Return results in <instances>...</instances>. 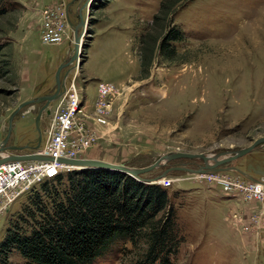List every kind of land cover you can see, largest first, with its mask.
<instances>
[{
    "label": "rangeland",
    "instance_id": "1",
    "mask_svg": "<svg viewBox=\"0 0 264 264\" xmlns=\"http://www.w3.org/2000/svg\"><path fill=\"white\" fill-rule=\"evenodd\" d=\"M162 1L5 0L0 144L23 102L56 91L61 67L62 92L68 91L65 98L78 93L84 109L77 121L94 142L79 153L83 158L141 168L171 152L231 155L264 136V0H182L168 23L184 39L172 43L170 57L159 47L166 30L154 23ZM77 25L79 45L84 39L72 60ZM49 27L61 34L59 42L45 40ZM149 34L160 36L147 68L141 55ZM100 84L113 87L102 98ZM63 98L42 111L39 127L45 102L22 107L6 146L24 148L5 150L23 155L44 148ZM202 165L201 158H179L141 175L153 179L178 167L155 181L168 190L176 209L182 241L174 264H264V198L246 199L251 180L239 171H191ZM233 166L264 182V145L220 165ZM40 188L32 186L6 208L0 200V243ZM137 242L118 236L94 264H130L147 249L144 240ZM8 264L28 263L15 250Z\"/></svg>",
    "mask_w": 264,
    "mask_h": 264
},
{
    "label": "trees",
    "instance_id": "2",
    "mask_svg": "<svg viewBox=\"0 0 264 264\" xmlns=\"http://www.w3.org/2000/svg\"><path fill=\"white\" fill-rule=\"evenodd\" d=\"M181 1L163 0L154 17L155 25L166 30L159 47L168 57L172 43L184 39L183 32L168 23ZM7 11L5 0H0V16ZM157 37L142 39L143 67L153 60ZM40 189L11 220L0 243V264H8L15 250L28 264H94L118 236L147 244L130 264H174L172 256L182 238L176 209L162 185L122 172L84 168L44 182Z\"/></svg>",
    "mask_w": 264,
    "mask_h": 264
},
{
    "label": "built area",
    "instance_id": "3",
    "mask_svg": "<svg viewBox=\"0 0 264 264\" xmlns=\"http://www.w3.org/2000/svg\"><path fill=\"white\" fill-rule=\"evenodd\" d=\"M45 31V40H51L55 43L60 41L61 34L54 28L49 27ZM112 88L109 84H100L97 91L98 97L102 98ZM66 95H68V91L62 92L59 97V99L64 97L62 102L65 105L56 110L52 117L54 130L51 132L46 146L34 152L44 160H8L0 164V200L5 204V208L32 186L52 181L64 173L81 170L80 166L61 160L82 159L83 157L79 153L91 147L94 142L90 137L86 139L84 136L85 125L83 122L77 121L78 114L82 113L84 109V106L79 105L78 93L74 90L68 98H65ZM94 107L97 106L94 104ZM73 129H75L74 132ZM9 154L8 152L5 155L0 153V158ZM224 182L230 185L229 182ZM250 182L251 189L245 196L246 199H263L264 182L255 180Z\"/></svg>",
    "mask_w": 264,
    "mask_h": 264
},
{
    "label": "water",
    "instance_id": "4",
    "mask_svg": "<svg viewBox=\"0 0 264 264\" xmlns=\"http://www.w3.org/2000/svg\"><path fill=\"white\" fill-rule=\"evenodd\" d=\"M85 23L86 22L83 19V20H81L80 25H85ZM80 25H77L74 28L75 29V51H74V54L72 56V60L77 59L79 57V55L81 54L80 47L78 46L79 40L81 39L80 34H78V29H79ZM61 68H59V70L57 72V89L53 94L43 95V96H40L38 98L29 100V101H25L11 114L10 119H9L8 135L6 136L4 141L0 144V153H2L3 151H6L5 149L22 150L24 148V147L13 146V145L12 146H6L8 140L10 138L11 131L13 129V119L22 107L29 105V104H33V103L36 104V103L45 102L44 107L41 109V111L39 112V114L37 116V125L39 127V121L41 119L42 111L48 106V104L50 102H52L55 99H58L62 94V88H63L64 84L61 82V80L59 78ZM262 145H264V136L257 138L251 145L243 147L231 155H228L227 153L225 154L224 152L222 154H217V155H209V154H204V153L195 154V153H188V152H171L169 154H166V155L160 157L159 159H157L152 164L145 166V167H141V168H131L125 164L110 163V162H107L104 160H99V159L82 158V159H68V160L63 159L61 161L66 162V163H71L74 165H78L81 167L80 169L96 168V169H107L110 171L122 172V173H126L130 176H133L136 179L151 183V182L157 181L162 176H167L172 169H177L178 167L168 169V170L164 171L162 173V175H160L156 178H153V179H143L141 177V175L144 173L150 172V171L154 170L155 168L163 166L165 163H168V161L176 160L179 158H192V159L201 158L204 160V165H202L198 170H191V171L199 172V173H207V172H211V171L220 172V171H224V170L226 171V170L232 169L235 171H239L241 174H243L244 176H246L250 180L258 181L253 176H250V175L240 171L236 166H233L231 168H222V167H220V165L234 162L237 159L249 154L250 152H252L253 150L257 149L259 146H262ZM27 159H35V160L43 159L44 160V158H42L36 154H23L22 155V154L13 153V154H9L8 156L0 158V164L4 161H8V160H27ZM163 159H165L164 163H162ZM211 160H214L215 163L212 164L210 162ZM181 169L188 170L187 168H181Z\"/></svg>",
    "mask_w": 264,
    "mask_h": 264
},
{
    "label": "bare ground",
    "instance_id": "5",
    "mask_svg": "<svg viewBox=\"0 0 264 264\" xmlns=\"http://www.w3.org/2000/svg\"><path fill=\"white\" fill-rule=\"evenodd\" d=\"M83 37H82V41H83ZM82 41H81V44L79 45V43H78V46L80 47V52H81V50H82ZM77 50V49H76ZM74 51H75V46H74ZM76 67L78 66V63H76L75 62V64H74ZM7 152L6 151H3L2 152V155H5ZM164 161H165V159H163V161H162V163H164Z\"/></svg>",
    "mask_w": 264,
    "mask_h": 264
}]
</instances>
